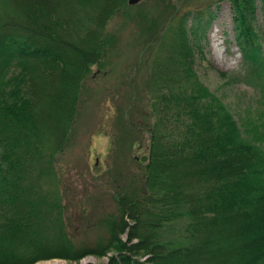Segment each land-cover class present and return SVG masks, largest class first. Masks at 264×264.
<instances>
[{"label":"trees","instance_id":"trees-1","mask_svg":"<svg viewBox=\"0 0 264 264\" xmlns=\"http://www.w3.org/2000/svg\"><path fill=\"white\" fill-rule=\"evenodd\" d=\"M71 1L76 7L92 2ZM103 1L102 18L90 20L79 43L65 32L45 29V13L63 12L57 3L48 8L45 0H0L9 14L0 20V264L80 259L113 246L118 254L109 264H145L136 257L141 252H149L153 264H264V108L239 122L195 68L191 34L200 46L218 15L217 0L182 10L175 21L178 9L163 0L170 19L150 28L152 44L161 46L150 59L145 94L134 91L118 120L131 141L139 138L137 131L148 133L143 176L114 193L119 216L97 219L108 230L106 238L91 246L70 228L65 193L54 177L55 153L72 131L92 64L105 68L119 48L109 22L134 7L128 0ZM230 1L244 81L264 96V23L257 18L261 4L264 21V0ZM41 86L44 95L52 89L53 96L41 98ZM70 91L63 137L47 150L37 109L50 103L61 119ZM44 121L53 133L51 119ZM84 208L79 226L87 218ZM126 215L134 219L129 241L137 237L136 242L121 236L129 224ZM179 219L186 222L183 234H168Z\"/></svg>","mask_w":264,"mask_h":264},{"label":"rangeland","instance_id":"rangeland-1","mask_svg":"<svg viewBox=\"0 0 264 264\" xmlns=\"http://www.w3.org/2000/svg\"><path fill=\"white\" fill-rule=\"evenodd\" d=\"M45 1L48 8L49 6L54 7L57 3V6L63 10L62 14L51 11L43 15L42 21L45 29L56 34L65 32L79 43H82V34L87 31L90 20L94 19L93 17L102 18L100 6L102 2H105L91 0L92 2L88 4L85 2L87 5L83 7H76L71 0ZM165 1L173 2L178 9L175 21L182 10L200 7L216 0ZM217 1L219 3L218 15L206 35L202 36L200 46L197 45L196 34H191L195 50V68L200 79L227 103L239 122L246 123L249 115L256 116L258 111L264 108V96L257 87L244 81L245 66L235 36L232 3L230 0ZM164 4L163 0H141L131 4L134 7L129 8L128 13L119 12L113 20L108 21L117 31L120 41L119 48L109 57L110 61L105 68L112 66L106 71L105 68L100 69L98 64H92L88 77L83 81L78 113L73 122L72 131L62 149L55 153L56 174L54 177L57 176L60 179V191L65 193L64 200L69 207L66 213L67 221L72 231L78 229L77 235L91 246L96 244L100 236L104 238L108 236L106 226L96 224L97 219L110 214L119 216L117 200L114 197L119 186L143 176L140 162H144V157L148 155V133L137 131L135 135L139 138L131 141V137L127 138L126 132L123 136L120 130L122 123L118 125V120L123 107L130 102L134 91L138 95L145 94L150 59L155 58L161 46L157 45V47L152 44L151 33L154 30L150 28L157 21H161L162 25L163 21L170 19L169 14L163 11ZM8 11L11 12V10ZM5 15L9 14L0 2V20ZM257 18L258 22L263 25L261 4H259ZM102 25L95 27V30H101ZM157 31L163 32L164 30ZM94 38L91 36L90 43ZM70 58H68L69 61ZM83 68L84 63L81 69ZM50 69L48 72L52 71ZM51 77L55 78L56 75L52 73ZM77 78L78 71L72 78V85ZM45 90L44 86L39 88L41 98L48 99L53 96L52 89L44 95ZM65 96L67 103L61 119V116H58V107L55 108L49 105L50 103H45L47 106L44 105L37 109L38 127L42 131L40 135L43 140L49 141L47 150H52V146L55 148L56 143L60 142L63 137L60 131L63 129L69 109L71 91ZM44 118L47 121L51 119L53 133L45 124ZM125 126L128 128L127 124ZM84 206L87 218L85 224L79 226V212ZM126 220L129 224L121 236L129 243L136 242L137 237L129 241V230L134 219L126 215ZM185 224L184 219L177 220L172 223L168 234L173 233L176 236L183 234ZM115 254L118 252L113 246L103 255L89 253L80 259L52 257L37 261L61 258L59 260L64 259L65 264H85L84 260L92 257L94 258L90 262L92 264H109L111 257ZM136 257L145 264H153L149 252H141L136 254Z\"/></svg>","mask_w":264,"mask_h":264},{"label":"bare ground","instance_id":"bare-ground-1","mask_svg":"<svg viewBox=\"0 0 264 264\" xmlns=\"http://www.w3.org/2000/svg\"><path fill=\"white\" fill-rule=\"evenodd\" d=\"M94 259L92 257H88L84 260V263H90L91 260ZM34 264H65L64 260H59V259H53V260H46V261H38Z\"/></svg>","mask_w":264,"mask_h":264},{"label":"water","instance_id":"water-1","mask_svg":"<svg viewBox=\"0 0 264 264\" xmlns=\"http://www.w3.org/2000/svg\"><path fill=\"white\" fill-rule=\"evenodd\" d=\"M130 4H135L137 2H139L140 0H128Z\"/></svg>","mask_w":264,"mask_h":264}]
</instances>
